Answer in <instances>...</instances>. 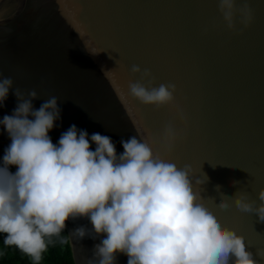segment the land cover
I'll use <instances>...</instances> for the list:
<instances>
[{
    "label": "water",
    "instance_id": "water-1",
    "mask_svg": "<svg viewBox=\"0 0 264 264\" xmlns=\"http://www.w3.org/2000/svg\"><path fill=\"white\" fill-rule=\"evenodd\" d=\"M243 2L236 0L237 9ZM248 3L250 24L242 25L237 12L233 31L219 0H0V76L25 94L35 90V109L58 98L61 116L49 132L54 144L75 124L89 137H111L118 154L121 140L137 136L178 167L191 165L206 181L197 185L202 195L215 198L206 203L222 226L242 235L264 264L256 255L264 249V221L241 212L234 199L219 209L216 191L239 190L259 204L264 189V0ZM133 65L152 77L133 74ZM129 81L175 84L174 105L141 104L128 95ZM17 103L12 89L0 119ZM169 124L178 134L171 149L163 143ZM0 143H11L2 126ZM79 226L92 227L87 218L67 221L75 263L88 264L101 237L73 236ZM127 260L118 254L116 264Z\"/></svg>",
    "mask_w": 264,
    "mask_h": 264
},
{
    "label": "clouds",
    "instance_id": "clouds-1",
    "mask_svg": "<svg viewBox=\"0 0 264 264\" xmlns=\"http://www.w3.org/2000/svg\"><path fill=\"white\" fill-rule=\"evenodd\" d=\"M219 10L233 31L237 12L245 27L252 20L248 0L239 9L236 0H219ZM131 72L142 79L152 77L138 65ZM12 89L17 106L0 119L11 140L0 164V234L5 245L40 264L52 237L60 236L67 221L87 218L91 229L79 226L72 235L81 240L101 237L88 264H116L118 254L127 256V264H258L245 238L222 226L208 206L206 200L215 198L202 195L203 187L197 185L206 181L196 178L191 165L178 167L137 136L121 140L124 151L118 154L111 137L98 132L89 137L75 124L54 144L49 132L61 116L58 98L51 96L35 109V90L25 94L11 77L0 76V106ZM176 92L172 83H128V95L157 108L174 105ZM177 114L184 119L178 108ZM177 138L169 124L164 145L171 149ZM11 166L17 168L14 173ZM216 191L219 209L227 210L228 200L234 199L241 212L264 221V189L258 192L259 204L239 190L233 196L220 186ZM256 255L264 256V249Z\"/></svg>",
    "mask_w": 264,
    "mask_h": 264
},
{
    "label": "trees",
    "instance_id": "trees-1",
    "mask_svg": "<svg viewBox=\"0 0 264 264\" xmlns=\"http://www.w3.org/2000/svg\"><path fill=\"white\" fill-rule=\"evenodd\" d=\"M4 150L0 147V164H2ZM16 170V166L10 167L11 172L14 173ZM3 241L4 234H0V264H17L19 249L7 246ZM41 262L44 264H76L67 225L60 236L52 237Z\"/></svg>",
    "mask_w": 264,
    "mask_h": 264
},
{
    "label": "rangeland",
    "instance_id": "rangeland-1",
    "mask_svg": "<svg viewBox=\"0 0 264 264\" xmlns=\"http://www.w3.org/2000/svg\"><path fill=\"white\" fill-rule=\"evenodd\" d=\"M0 147L2 148H6V146H4L2 143H0ZM18 253V260H17V264H34V262L27 256H25L23 253L19 251H17ZM40 264H44L43 262H40Z\"/></svg>",
    "mask_w": 264,
    "mask_h": 264
}]
</instances>
